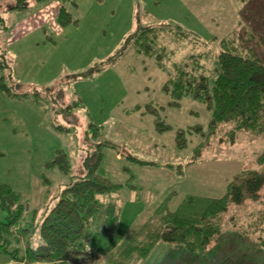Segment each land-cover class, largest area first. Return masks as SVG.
<instances>
[{"label":"rangeland","instance_id":"1","mask_svg":"<svg viewBox=\"0 0 264 264\" xmlns=\"http://www.w3.org/2000/svg\"><path fill=\"white\" fill-rule=\"evenodd\" d=\"M17 1L0 0V76H10L18 93L0 95V180L21 195L27 221L35 214L38 223L82 170L81 159L100 147L101 171L121 188L100 197L118 206L119 222L115 231H95L85 242L98 255L95 264H110L113 249L163 203L173 208L184 195L224 193L226 179L263 149L261 135L242 133L231 143L223 132L190 134V126L206 129L209 111L189 98L169 107L161 88L189 47L171 41L167 25L206 42L235 29L264 36V0H28L12 8ZM61 6L71 18L64 25L57 20ZM145 25L163 29L164 70L155 55L139 54L126 42ZM96 64L102 68L89 73ZM147 105L158 115L147 113ZM157 121L171 127L156 131ZM88 123L99 127L89 139ZM178 129L187 140L182 149ZM57 149L68 154L67 173L45 165ZM4 217L0 208V223ZM12 231H0V264L21 263L12 254L21 258L27 240L31 248L41 243L37 229L27 239ZM167 249L158 243L141 264H190L169 260ZM248 263L264 264V253Z\"/></svg>","mask_w":264,"mask_h":264},{"label":"trees","instance_id":"2","mask_svg":"<svg viewBox=\"0 0 264 264\" xmlns=\"http://www.w3.org/2000/svg\"><path fill=\"white\" fill-rule=\"evenodd\" d=\"M40 1V0H34ZM28 0H19L12 6L26 7ZM60 24L71 21L63 6L59 8ZM253 29V28H252ZM227 31L209 41L183 29L180 25H167L177 44L188 41L185 57L173 63L162 85L169 107H179L181 100L189 98L202 103L209 111L206 129L190 126L188 132L202 137L223 132L234 143L242 133L264 137V36L253 30ZM163 29L139 26L126 41L139 54L155 55L158 66L166 49ZM165 30V31H166ZM160 42V43H159ZM214 44V51L210 48ZM104 67V66H103ZM96 64L92 73L101 69ZM11 77L0 76V95L18 94ZM65 110L70 109L66 102ZM148 106V105H147ZM139 107V106H138ZM146 112L154 116L157 110L151 105ZM156 120V119H155ZM171 126L154 123V130L163 132ZM99 131L96 124L88 123L85 137ZM94 131V132H93ZM91 133V134H92ZM178 148L186 145L184 130L175 135ZM200 147V146H199ZM199 147L195 155L199 153ZM0 151V158L3 156ZM102 151L98 147L81 159L82 170L59 193L53 206L35 223L27 221V207L21 195L0 180V208L5 221L0 231L17 233L24 239L37 229L41 243L31 248L26 241L19 264H95L98 255L85 246L95 231L113 232L119 222V208L114 202H105L101 195L116 192L121 184L112 181L101 171ZM46 167L70 170L68 154L55 150ZM181 166H178V172ZM46 181V179L44 178ZM24 223V225H22ZM16 239L18 237H15ZM158 243L168 245L169 260L194 264H249L251 258L264 253V147L249 166L226 179L225 191L219 196L184 195L174 207L163 203L154 208L137 228L132 230L108 256L110 264H141L146 261ZM15 251V250H14Z\"/></svg>","mask_w":264,"mask_h":264}]
</instances>
